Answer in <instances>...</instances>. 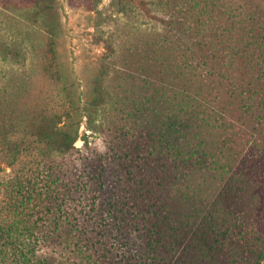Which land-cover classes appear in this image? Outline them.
I'll use <instances>...</instances> for the list:
<instances>
[{
  "label": "trees",
  "instance_id": "1",
  "mask_svg": "<svg viewBox=\"0 0 264 264\" xmlns=\"http://www.w3.org/2000/svg\"><path fill=\"white\" fill-rule=\"evenodd\" d=\"M49 1H34V18L56 69ZM138 2L147 13L164 5L158 39L118 83L103 65L83 107L60 68L52 83L72 101L63 111L0 107V170L14 172L0 182V264H262L264 0ZM84 117L106 150L75 146ZM76 151L81 168L65 160ZM114 178L126 186L115 191ZM139 216L147 224L132 231Z\"/></svg>",
  "mask_w": 264,
  "mask_h": 264
},
{
  "label": "rangeland",
  "instance_id": "2",
  "mask_svg": "<svg viewBox=\"0 0 264 264\" xmlns=\"http://www.w3.org/2000/svg\"><path fill=\"white\" fill-rule=\"evenodd\" d=\"M34 1L0 0V107H14L25 114L39 103L59 111L71 105L72 101L60 93L62 84L52 83L53 74L60 68L64 69V75L69 77V84L75 89L72 98L83 107L87 102L88 78L91 76L96 79L103 65H108L111 71L107 84L118 83L120 80L115 74L120 72L122 65L137 59L142 48L158 39L160 24L154 15L164 10V5H149L151 13H147L138 0H100L98 3L94 0L93 4L90 2L92 0H50L52 7L42 22L51 21L54 24L58 58L55 69L53 55L48 48L50 34L35 22ZM50 89L54 92L47 96ZM85 113L86 110L81 111V115ZM90 133L84 117L75 146L79 150L83 149L87 139L91 148L102 150L105 147L106 150L104 137ZM18 136L20 141L27 138L24 131H20ZM25 146L28 148V145ZM83 152L76 151L72 156L65 157L66 162L81 168ZM95 153H92L93 160ZM30 159L28 155L17 169L27 171ZM112 161L119 172L125 175V159L112 155ZM1 167L0 182L6 183L13 178L14 172L5 162H2ZM29 171L28 178L32 175L31 180L34 181L37 173L31 169ZM31 183L29 188L33 185ZM124 186L123 180L116 178L111 184L115 191H120ZM15 190L11 193L17 197ZM23 191L26 192V188ZM7 195L1 198L6 199ZM141 218L139 216L133 221L132 231H140L147 224L146 218Z\"/></svg>",
  "mask_w": 264,
  "mask_h": 264
}]
</instances>
